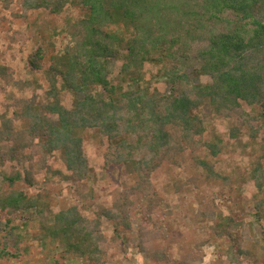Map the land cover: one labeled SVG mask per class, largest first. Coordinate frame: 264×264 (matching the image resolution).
<instances>
[{
  "label": "trees",
  "instance_id": "trees-1",
  "mask_svg": "<svg viewBox=\"0 0 264 264\" xmlns=\"http://www.w3.org/2000/svg\"><path fill=\"white\" fill-rule=\"evenodd\" d=\"M13 1L0 0L2 9L9 10ZM14 4L18 8L14 16L23 20L31 12L58 17L76 9L79 14L64 17L63 26L53 30L51 36L61 38L58 50L50 42L51 54L38 46L26 56L25 68L46 81L41 99L14 97L0 113V223L8 229L0 241V258L20 256L22 238L14 223L18 213L31 208L37 237L62 248L58 257L62 264L69 260L106 264L108 250L120 244L160 264L200 261V245L190 247L187 237L172 235L163 225V215L172 212H162L164 198L152 180L159 174L168 176L174 193L190 184L197 190L212 184L233 189L229 175L214 171L210 159L222 154L225 146L215 133L204 139L199 112L208 107L216 118L227 120L232 140L240 129L254 138L262 128L264 0H15ZM188 57L200 62L198 72L210 78L209 84L189 82L180 66ZM111 59L122 61L117 84L108 75ZM136 60L156 68L153 77L169 86L168 94L151 88L153 80L134 68ZM12 83L10 67L0 63V91L6 92ZM61 93L71 95L69 107L62 104ZM243 106L251 110L236 116L234 111ZM88 132L104 149L102 169L128 168L131 183L120 191L110 190V204L98 208L92 218L77 205L48 216L49 207L41 200L46 192L34 188L39 182L29 164H38L45 175L72 185L90 181L83 148ZM54 158L64 171L53 169ZM175 169L190 178L177 182ZM249 180L263 194L264 153L254 160ZM31 188L36 193H30ZM261 204H255L260 219ZM193 217L197 222L203 217L215 219L210 205L206 212L197 209ZM102 220L112 227L109 239ZM212 239L215 252L228 264H244V259L256 255L245 224L230 216L220 219ZM172 243L178 247L176 255L167 250Z\"/></svg>",
  "mask_w": 264,
  "mask_h": 264
},
{
  "label": "rangeland",
  "instance_id": "rangeland-1",
  "mask_svg": "<svg viewBox=\"0 0 264 264\" xmlns=\"http://www.w3.org/2000/svg\"><path fill=\"white\" fill-rule=\"evenodd\" d=\"M14 3L15 0L9 10H3L0 3V18L2 19L0 23V63L10 67L13 77L12 86L7 88L4 93L0 91V113L3 112V106L14 97L26 98L31 102L41 99L46 89V81L42 75L33 74L25 68L26 56L38 46L47 48L48 55L51 54L53 50L50 47V42L58 50L62 45L61 38L51 36L53 30H58L63 26L64 17L76 18L79 14L76 9H69L58 17L49 16L43 12H31L27 15L26 20H23L14 16V14H18V8ZM121 64L120 59L108 61V75L114 84L118 83ZM180 66L192 85H204L211 82L209 77L198 72L200 62L193 57L181 60ZM134 68L142 71L146 80H153L151 88H155L160 95L168 94L169 86L163 80H156V77H153L156 73L155 67L136 60ZM32 80H35L36 84H32ZM36 85H40V87L37 88ZM121 85L126 89L125 84ZM60 96L62 104L69 107L71 95L61 93ZM250 110L251 107L243 106L237 108L234 114L239 116L242 111ZM259 111V108L255 107V112L259 113ZM199 113L205 125L204 139H210V134L215 133L221 138L222 145L225 146L222 154L210 160L214 162L215 172L229 175V178L234 181L233 189L230 190L228 186L220 187L218 184H212L211 186L202 185L197 190L191 184H182L184 185L183 191L174 193L170 191L172 181L168 176L157 175L152 182L154 190L164 198L160 208L163 213L172 212L169 215H163V225L172 235L187 237L190 240V247L201 246L198 252L202 256L201 260L191 264H228L223 257L218 256L215 252L212 245V231L222 217L230 216L236 222L241 221L245 224V229L254 245L252 250L255 249L256 255L253 259H244L243 263L264 264V250H262L264 246V217L260 219L255 215L257 202H262L261 208L264 210V191L263 194H258L249 180V172L253 167L254 160L264 153V124L254 138H250L247 131L240 129L237 138L232 140L229 138L227 120L216 118L208 107L201 109ZM54 120L56 119L53 117ZM259 125L258 123L252 124L255 128H259ZM90 135L91 132H88L83 140L84 153L91 174L90 181L72 185L60 181L58 177L51 178L50 175H45L38 164H29V169L39 182L34 188H42L46 192L45 199L42 197L41 200L42 202L46 201L49 207L48 216L61 208L77 205L86 217L92 218L98 208L107 207L110 204V190L120 191L131 183L128 168L102 169L104 149L92 140ZM50 164L54 170L64 171L58 158H54ZM174 173L175 180L179 183L190 178L182 169H175ZM34 188H31L29 192L36 193ZM208 205H210V211L215 219L210 221L208 217H203L201 221L197 222L193 217L196 210L198 209L201 213L206 212ZM162 212L161 214H163ZM35 218V211L31 208L17 214L14 225L18 228L17 233L22 238L19 245L20 256L15 259L0 258V264H55V260L62 264L58 259L62 248L58 245L49 246L41 237H37L39 230L36 223L32 222ZM7 230L5 222H1L0 241H3L2 238ZM102 230L104 236L109 239L112 234L110 224L103 221ZM180 241L181 239H179ZM254 241L258 242L257 246ZM180 245L184 246L182 243ZM1 247L0 245V250ZM177 248V245L172 243L167 247V250L176 255ZM252 250L250 248L251 252H253ZM7 251L13 253L14 249L8 246ZM105 262L106 264H160L158 260L153 261L150 255L141 254L127 246H122V244L108 250ZM63 264H79V261L69 260Z\"/></svg>",
  "mask_w": 264,
  "mask_h": 264
}]
</instances>
